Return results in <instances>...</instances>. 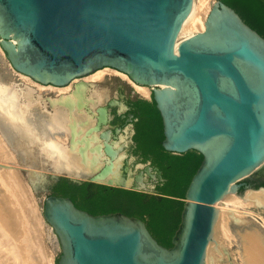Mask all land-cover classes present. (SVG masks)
I'll return each instance as SVG.
<instances>
[{"label":"water","instance_id":"obj_1","mask_svg":"<svg viewBox=\"0 0 264 264\" xmlns=\"http://www.w3.org/2000/svg\"><path fill=\"white\" fill-rule=\"evenodd\" d=\"M193 4L194 0H0V46L14 71L57 86L103 67L125 72L134 82L152 87L162 117L163 147L203 155L185 197L169 196L185 204L173 246L168 247L141 217L121 211L94 214L70 196L52 191L55 181L66 177L142 191L149 198L167 196L150 180H164L161 171L154 172L151 161L142 162L125 150L127 136L121 134V141H116L111 140V129L102 131L108 123L107 107L98 108L97 123L89 129L101 131L102 162L84 176L57 152L25 148V137L17 136L14 145L0 128L24 164L18 169L34 194L46 195L42 215L61 252L56 264H206L218 204L242 186L264 189L242 182L258 170L264 172V36L233 6L212 0L205 29L177 44ZM9 120L0 111V122Z\"/></svg>","mask_w":264,"mask_h":264},{"label":"bare ground","instance_id":"obj_2","mask_svg":"<svg viewBox=\"0 0 264 264\" xmlns=\"http://www.w3.org/2000/svg\"><path fill=\"white\" fill-rule=\"evenodd\" d=\"M210 1L194 0L192 11L183 24L177 44L183 39L181 38L182 35L189 37L205 29L206 17L210 10ZM101 71L97 75H101ZM121 73L129 77L125 72L121 71ZM29 78L31 77L29 76ZM131 81L142 94L148 95L150 93V89L146 85H140L132 79ZM40 90L42 93L44 91L43 87H40ZM82 93V86H78L75 92L69 95L68 99L50 100L55 110L58 106L67 109L70 115V120L67 123L72 126V131H69L66 124H58L53 120L48 124V130L54 132L56 137L55 140L49 142V145L53 146L58 155L67 160L80 176H84V172H89L90 168L98 167L104 154L103 143L99 140V134L86 135L88 129L94 124L92 117L89 115V120L92 121V125L89 128L76 121V113L79 114V112L84 111L83 103L90 101L97 103L93 98L92 100L88 97V99H84L85 97H83ZM0 111H4L11 119L4 124V121L0 122V128L3 130L4 135L6 134L7 139L14 145H17L15 141L17 136L25 137L27 141L32 142L34 139H42L43 136L48 134L47 128L36 121V116L32 113V115L30 114L31 116L26 115L27 110H25L24 105L15 101L7 93L0 92ZM74 117L75 122H73ZM2 135H0V155L8 159H15L13 150L11 151L9 143L4 139L5 136L3 138ZM70 136L74 143H68L67 139ZM18 151L23 152V149L19 147ZM122 158L123 155L118 159L117 164L121 162ZM0 163L5 165H0V168L6 170L14 168L20 171L18 169L20 166ZM114 173L115 177H118L117 169ZM3 183L7 187H0L1 237L20 254L21 264H51L52 259L46 254L43 240L44 228L42 225L44 218L41 220L37 208L32 204H28L24 199L26 196L18 174L11 171L6 174ZM218 206L219 215L207 248L206 264H264V228L261 230L255 224H249L250 220L246 221L240 216L250 211L262 217L261 221L264 224V189H250L243 197H240L237 191H229ZM241 208L244 211H241ZM25 245L28 246V249L24 248Z\"/></svg>","mask_w":264,"mask_h":264},{"label":"trees","instance_id":"obj_3","mask_svg":"<svg viewBox=\"0 0 264 264\" xmlns=\"http://www.w3.org/2000/svg\"><path fill=\"white\" fill-rule=\"evenodd\" d=\"M223 1L233 6L246 22L264 36V0ZM145 121L149 125V128L145 129L148 143L140 144L136 151L144 159L151 160L162 169L166 180L157 186L156 191L167 196L149 198L147 193L142 191L99 185L98 191L88 197L90 193L87 185L79 186L67 178H62L53 185L52 191L58 195L72 197L80 207L94 214L121 211L141 217L159 242L171 247L172 238L181 222L185 204L182 199L203 160V155L196 150L173 153L163 147L162 117L155 101L146 102ZM171 195L182 199L169 197Z\"/></svg>","mask_w":264,"mask_h":264},{"label":"flooded vegetation","instance_id":"obj_4","mask_svg":"<svg viewBox=\"0 0 264 264\" xmlns=\"http://www.w3.org/2000/svg\"><path fill=\"white\" fill-rule=\"evenodd\" d=\"M105 68L107 67H103L101 69H105ZM93 73L87 76H90ZM87 76L79 77L73 80L70 84L66 85V86L70 85V89L68 91L59 93L57 90L50 89L48 91L44 90L41 93L39 92V89L37 87L28 84L24 85V80L20 76V73H17L16 71L12 73L10 71H7L4 67L0 66V84L2 85V86L0 85V92L7 93L10 96H12L15 101L21 102L24 105L25 110H27L26 115L31 116L32 114H34L36 116V121L44 125L47 128L46 130L48 131V134L43 136L42 139L39 138L34 139L32 142H29L27 141L26 138H24L23 140L25 141L26 144L25 148L28 147L32 151L36 150L37 152H43V153L56 152L54 147L49 145V142L51 140H55L56 137L54 135V132L48 130L49 128L48 124L50 123L51 120H53L55 123L58 124L63 123L66 124L69 131H72L71 128L72 126H70L67 123L70 120V115L68 114L67 109L65 107L63 108L61 106H58V108L55 110L52 107L50 100L53 99L60 100L62 98L68 99L69 95L71 93H74L75 90L78 88V86H82L83 88L82 94L83 97H85L84 99L88 97L92 100L93 98L94 100L97 101V103H92L91 101L83 103L84 111L79 112V114L76 113V121L79 124L82 123L81 125H83L84 127L89 128L92 125L91 123L92 121L89 120V117L91 116L94 121L93 125H96L98 117L100 115V113L98 112V108L107 107L108 123L103 127L102 131L104 129H111L113 132L111 140L121 141L120 139L121 134L127 136L128 143L125 146V150H127L130 154L136 155L140 160L141 158L137 153L136 149L140 146V144L146 145L148 143V135L145 133V129L149 128V125H147L148 123H146L145 121V112H146V102L154 101L152 99V87H150L151 94L149 95L150 96L149 98L148 96H145L142 93H140L131 81H128L127 79H124L123 77L115 73L106 72L103 80H101L100 78L91 79V80L86 79ZM38 83L44 85L45 87H49L51 85H53L54 87H65V86H57L54 84H43L41 82ZM73 122H75V117ZM128 126H131V128H129V130L126 131L125 129ZM91 127L89 129H91ZM118 128L122 129L120 133H117ZM89 129L86 133L87 136H91L92 134H100L101 132L99 131V132L91 133L89 132ZM71 139H72L71 136L69 137V139H67L68 143L70 142V144H71ZM115 146L118 147L117 145ZM151 165L155 168L154 172L158 173L159 171H161L162 176L164 177L163 171L159 166L154 165L152 162ZM62 178H66V177H62ZM59 180L55 181L53 185H55ZM150 180L153 181V183L157 188V186L163 183L166 179L164 178V180H162L159 176H157L156 179L150 178ZM69 181L79 186L87 185V189L90 193L88 197L92 196V194L98 191L99 185H105V184L91 183L88 180L84 183L73 182L70 179ZM77 206L79 205L77 204Z\"/></svg>","mask_w":264,"mask_h":264},{"label":"rangeland","instance_id":"obj_5","mask_svg":"<svg viewBox=\"0 0 264 264\" xmlns=\"http://www.w3.org/2000/svg\"><path fill=\"white\" fill-rule=\"evenodd\" d=\"M211 1H210V8H211ZM184 37H185V35H182L181 38H184ZM0 66L4 67L7 71H10V72L14 73V70L11 68V65H10L9 61L7 60L6 55H5L4 51H3V49L1 48V46H0ZM101 70L102 69H100V71ZM100 71L98 70V71L95 72L96 74L93 73L92 75L87 76L86 79H90V80L91 79H97V78L99 79L101 77L100 79L103 80L104 77H105V73L106 72H111V73H115L117 75H120L121 77H123L124 79H127L128 81H131V79L129 77L125 76L124 74L121 73V71H118L115 68L107 67L103 71H101V75H97V73L100 72ZM20 76L24 80V85L28 84V85L37 87L39 89V92L41 91L40 87L41 88L43 87V89L46 90V91L50 90L49 88H51L52 90H57L59 93L68 91L70 89V85L69 86H65L64 89H63V87L62 88L61 87H54L53 85L45 88L44 85H42L40 83L37 84L38 82H36L33 79L29 78V76L27 77L29 79L26 78V75L20 74ZM23 80H21V81H23ZM135 87L137 88L136 85H135ZM147 87H149L150 93L148 95H145V96H148L150 98L149 95L151 94V88H150V86H147ZM0 135H2V134L0 133ZM2 137H3V135H2ZM10 148H11V151H12L13 149H12L11 146H10ZM12 152L14 153L13 156L15 157V159H8V158H5L4 156L0 155V162L7 163L9 165H17V166H19V164L24 165L23 163H21L19 161L16 153L14 151H12ZM139 156L141 158L140 161H142V162L151 161V160H148V159H144L141 155H139ZM11 171H14V172H16L18 174V176H19V178L21 180V184H22L23 189H24L23 192H25V196H26V198H24V197L23 198L28 202V204H32V205L35 206V208H37V212L40 214L41 220H42L43 219L42 212H43V206H44V199H45L46 195L43 194V193H38V194L35 195L31 185L28 183L27 179L25 178V176L20 171L14 169V168L13 169H7V170L4 169V168H0V184H1L0 187L1 186L7 187V185L5 183H3V182L5 181L6 174L10 173ZM244 181L255 183L256 186H264V172L261 171V170H258L256 172H254L252 175H250V176H248V177H246L245 179L242 180V182H244ZM248 190H250V189H246L244 186H242L240 188V190H239V196L241 197V194H245ZM26 193H27V195H26ZM41 198H42V200H41ZM240 210L244 211L243 208H241ZM240 216L243 217L246 221L250 220L248 217L251 216L252 219L255 220L257 223H251V221H249V224H255V226H257V227L261 228V230H263L264 224L261 221L262 217H260L259 215L251 213L250 211H248L245 214H241ZM0 227H1V225H0ZM42 227L44 228L43 240H44V244H45V251L47 252L46 254H48L51 257L52 263L56 264V261L60 257L61 252L59 250L55 249V247L53 245V242H52V239H51L50 231H49L48 226L45 223L44 219H43ZM7 246H9V244L4 241V239L1 237V232H0V264H21V262H20V254L17 251H15V249L11 248L10 246L9 247H7ZM9 248H11V249H9ZM24 248L28 249V246L25 245ZM9 250H11L13 253L11 251H9ZM7 254H9V255L7 256ZM9 260H10V262H8Z\"/></svg>","mask_w":264,"mask_h":264}]
</instances>
